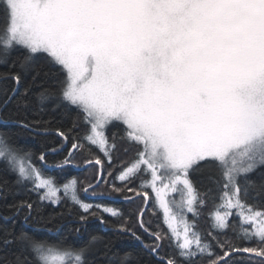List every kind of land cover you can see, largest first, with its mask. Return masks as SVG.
<instances>
[{
    "label": "snow or ice",
    "instance_id": "obj_1",
    "mask_svg": "<svg viewBox=\"0 0 264 264\" xmlns=\"http://www.w3.org/2000/svg\"><path fill=\"white\" fill-rule=\"evenodd\" d=\"M0 66V264H264V0H0ZM33 103L70 124L4 115ZM69 143L91 180L47 174ZM68 218L115 237L36 227Z\"/></svg>",
    "mask_w": 264,
    "mask_h": 264
},
{
    "label": "trees",
    "instance_id": "obj_2",
    "mask_svg": "<svg viewBox=\"0 0 264 264\" xmlns=\"http://www.w3.org/2000/svg\"><path fill=\"white\" fill-rule=\"evenodd\" d=\"M4 66H0V72L5 71ZM9 87H11V82H9ZM2 87V85H0ZM24 91L23 87L20 88V92L22 93ZM35 94V93H34ZM51 108V104H49L46 107V110L44 113L40 114L38 113V106L33 103L28 108H24L21 106L19 110L16 109L14 105H9L8 109L5 110L4 115L11 114L13 119L16 118L18 115H24L27 114L30 118L35 115L37 118H42L44 120L52 121L50 128L55 129V127L59 126L61 123L65 126L70 124L69 119L63 118L59 113H53L49 109ZM75 115V114H73ZM15 131L16 129L13 128ZM19 144L22 146H26L28 149L32 150L36 153L38 156L40 151L50 149L52 147H58L59 145V138L55 135L54 131H49L47 133H42L40 135H36L34 133H25L18 141ZM71 147V144H67L63 151L59 152V154H51L47 156V162L49 165V168L46 169V172L48 175L59 177L60 179H64L65 177H75L79 181L87 182L88 180H91L94 175V169L91 167L84 168V169H77L75 167H70L66 171L61 172L59 169L55 167V165L64 158V156L67 155L68 149ZM97 155H101L99 152L96 153ZM76 164L80 167L83 166V158L79 155L76 156ZM104 192L103 196L97 195L96 197H92L91 195L85 196L82 192H80L81 199L85 200V202L93 203V204H105L110 207L119 209L121 212H123L125 218H130L133 223H135V217L131 216V213L136 212L137 206L140 203L139 199H136V202H129L124 199L123 196L119 197H113L108 192L104 191V186L102 185L100 188L97 189V192ZM63 195V193H61ZM129 195H131L129 193ZM35 198V197H33ZM63 207V205L61 206ZM48 213H54L57 211H60V208H49ZM110 220H112L113 223L116 222L115 218L108 217ZM153 221H155V218H152ZM49 227V228H58V232L51 236V239L55 240L60 237H67L69 240L75 239L76 234L72 231L74 227H81L82 229V237L81 242L83 240H86L89 236V234L99 233L100 235L107 236V237H115V232L111 227H105L102 225L99 220H93L90 219L89 222L86 225L81 226L77 221L68 218L64 221H57L56 224L47 223L45 225L44 223L37 225L36 227L43 228V227ZM30 227V226H25ZM117 247L121 251L125 250H133L138 251L141 249V245L138 241L133 239L131 236H126L120 239V241L117 244ZM146 259V257H145Z\"/></svg>",
    "mask_w": 264,
    "mask_h": 264
},
{
    "label": "water",
    "instance_id": "obj_3",
    "mask_svg": "<svg viewBox=\"0 0 264 264\" xmlns=\"http://www.w3.org/2000/svg\"><path fill=\"white\" fill-rule=\"evenodd\" d=\"M73 167H75V168H77V169H84L85 167L84 166H79V167H76V166H73Z\"/></svg>",
    "mask_w": 264,
    "mask_h": 264
},
{
    "label": "rangeland",
    "instance_id": "obj_4",
    "mask_svg": "<svg viewBox=\"0 0 264 264\" xmlns=\"http://www.w3.org/2000/svg\"><path fill=\"white\" fill-rule=\"evenodd\" d=\"M92 203V202H91Z\"/></svg>",
    "mask_w": 264,
    "mask_h": 264
}]
</instances>
